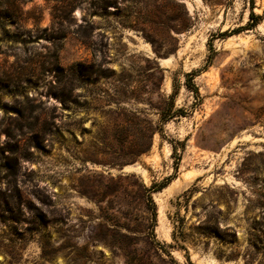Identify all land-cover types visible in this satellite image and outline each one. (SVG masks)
<instances>
[{
	"label": "rangeland",
	"instance_id": "obj_1",
	"mask_svg": "<svg viewBox=\"0 0 264 264\" xmlns=\"http://www.w3.org/2000/svg\"><path fill=\"white\" fill-rule=\"evenodd\" d=\"M254 5L0 0V264H264Z\"/></svg>",
	"mask_w": 264,
	"mask_h": 264
},
{
	"label": "trees",
	"instance_id": "obj_2",
	"mask_svg": "<svg viewBox=\"0 0 264 264\" xmlns=\"http://www.w3.org/2000/svg\"><path fill=\"white\" fill-rule=\"evenodd\" d=\"M250 3V14H249V20L247 22L246 25L244 26H240L237 29H233L232 32H239L240 30L243 29H252L254 27L257 26V24L259 23V21L261 20V15L256 14L254 11V4H255V0H248ZM223 35H229L227 32H222L220 33V35L218 37H221ZM194 73L190 72L186 74V81H185V85L192 89L195 93V95L198 96L199 92H198V88L192 83V78H193ZM162 80L164 78V76H161ZM178 94V87H176V84H174V91L170 94L168 100L166 101V105L163 108H159V112L160 113V119L157 122V124L153 127H150V137L151 135L153 136L154 133L156 132H163V125L169 121L170 119L174 118L175 116L178 115H185V113L182 111V109H178V110H174V99ZM67 100V95H65L63 97V102H66ZM149 151V147H142L141 149L136 150L134 153L136 155H142L146 152ZM177 166V164H176ZM176 178V174H172L168 177H166L163 181L159 182V183H153L151 187L146 188V192H147V201H148V205L150 208H154L155 207V202L151 196L152 192L155 191H160L163 188H165L173 179ZM261 224V228L259 229V231L261 233H264V209L262 211V219L261 222L259 223ZM264 249V239H263V247Z\"/></svg>",
	"mask_w": 264,
	"mask_h": 264
},
{
	"label": "water",
	"instance_id": "obj_3",
	"mask_svg": "<svg viewBox=\"0 0 264 264\" xmlns=\"http://www.w3.org/2000/svg\"><path fill=\"white\" fill-rule=\"evenodd\" d=\"M159 60H162L161 58ZM135 165L130 164V165H126L123 166L122 168L118 169V172L125 174L126 172L130 171V170H135Z\"/></svg>",
	"mask_w": 264,
	"mask_h": 264
},
{
	"label": "bare ground",
	"instance_id": "obj_4",
	"mask_svg": "<svg viewBox=\"0 0 264 264\" xmlns=\"http://www.w3.org/2000/svg\"><path fill=\"white\" fill-rule=\"evenodd\" d=\"M166 60V59H165Z\"/></svg>",
	"mask_w": 264,
	"mask_h": 264
}]
</instances>
